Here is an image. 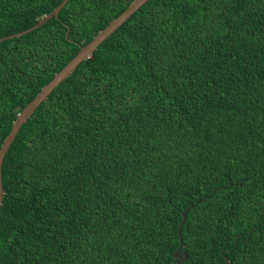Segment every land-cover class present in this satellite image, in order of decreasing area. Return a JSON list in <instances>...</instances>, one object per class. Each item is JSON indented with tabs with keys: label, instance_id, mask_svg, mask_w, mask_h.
I'll use <instances>...</instances> for the list:
<instances>
[{
	"label": "trees",
	"instance_id": "obj_1",
	"mask_svg": "<svg viewBox=\"0 0 264 264\" xmlns=\"http://www.w3.org/2000/svg\"><path fill=\"white\" fill-rule=\"evenodd\" d=\"M133 0H69L0 41V148ZM62 0H0V37ZM69 34L67 36V31ZM0 264H264V0H148L5 154Z\"/></svg>",
	"mask_w": 264,
	"mask_h": 264
},
{
	"label": "water",
	"instance_id": "obj_2",
	"mask_svg": "<svg viewBox=\"0 0 264 264\" xmlns=\"http://www.w3.org/2000/svg\"><path fill=\"white\" fill-rule=\"evenodd\" d=\"M69 0H62L51 12L42 17L36 24L31 27H28L22 31L1 36L0 41L5 39L19 37L23 34H26L39 26L43 25L52 17H58L62 8L67 4ZM148 0H133L129 6L116 18H114L104 29L100 30L90 42L86 45L82 46L78 53L59 71L55 74V76L42 87L39 93L35 96L33 100H31L23 110L18 114L16 120L13 123L12 129L10 133L5 138L4 142L0 148V212L3 204L4 197V188L2 181V166L5 154L10 148L12 142L16 138L21 126L34 114L36 108L48 98L50 93L62 82L64 81L84 60L90 58L93 52L98 48V46L107 39L117 28H119L135 11H137L141 6H143ZM69 34V30L67 31V36ZM187 210L183 212V219L179 226V238H180V246L174 253L175 257H180L177 264H181L187 258L186 251H182L183 240H182V227L186 220ZM229 259L226 257L225 264H228Z\"/></svg>",
	"mask_w": 264,
	"mask_h": 264
}]
</instances>
